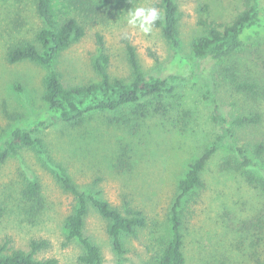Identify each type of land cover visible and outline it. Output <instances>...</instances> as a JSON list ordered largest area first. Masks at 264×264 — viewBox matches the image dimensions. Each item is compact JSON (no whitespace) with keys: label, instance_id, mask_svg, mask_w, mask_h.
Segmentation results:
<instances>
[{"label":"rangeland","instance_id":"obj_1","mask_svg":"<svg viewBox=\"0 0 264 264\" xmlns=\"http://www.w3.org/2000/svg\"><path fill=\"white\" fill-rule=\"evenodd\" d=\"M156 1L110 0L109 6L99 4L104 6L102 12L110 11L109 16L92 17L85 38L63 53L57 70L66 86L98 82L93 62L103 52L97 44L100 35L110 57L111 77L129 81L128 43L135 48L146 74L171 77L174 91L161 100L158 117L145 123L132 115L113 122L99 116L82 128L57 123L38 133L54 162L67 168L81 190L101 192L116 207L129 203L147 216V226L127 239L125 260L120 262L105 221L90 210L85 233L101 249L103 264H146L153 247L157 248V239L170 234L168 218L179 180L207 145L226 134L214 121L216 111L227 115L262 113L261 125L236 131L241 144L264 140V43L248 45L231 60L240 74L261 82L257 97L236 93L213 63L195 62L192 53L194 40L203 35L202 19L229 24L246 8L245 1L176 0L181 53L194 62L193 71L180 73L171 69L174 51L161 29L153 28L146 35L126 23L129 10L152 7ZM60 4L58 0L59 17L69 10ZM42 28L32 0H0V149L11 140L21 120L38 116L47 108L43 101L47 70L27 61H7L10 46L33 40ZM125 150L133 161L131 167L120 168L118 159ZM228 153L227 147L219 150L204 173L206 189L198 197L190 221L189 256L204 254L219 263L256 264L252 258L254 242H259L258 250L264 257V230L259 233L264 225V192L223 170ZM32 177L42 185V210L36 218L23 214L22 189L25 180ZM0 204L6 208L0 222V244L10 240L15 247L27 249L31 240H47L51 248L40 255L41 259L82 264V247L67 241L66 219L73 211L74 197L62 189L33 149L23 148L0 163Z\"/></svg>","mask_w":264,"mask_h":264},{"label":"trees","instance_id":"obj_2","mask_svg":"<svg viewBox=\"0 0 264 264\" xmlns=\"http://www.w3.org/2000/svg\"><path fill=\"white\" fill-rule=\"evenodd\" d=\"M32 1L43 28L35 34L33 40L24 39L10 46L7 61L9 64L27 61L47 70L43 80V101L47 108L38 116H31L19 122L11 140L0 149V163L18 155L23 148L33 149L62 189L74 197L75 205L66 219V230L67 241H75L83 249L79 261L82 264H103L101 249L85 233L86 219L93 208L105 221L113 251L122 262L125 260L127 239L147 226V216L141 209L132 207L129 203L122 208L116 207L105 199L101 192L89 193L81 190L67 168L54 162L38 133L57 123L74 129L82 128L99 116L107 117L109 122L119 121L130 115L135 120L153 122V117H158L156 111L160 104H163L161 100L169 97L174 91L171 77L146 74L135 48L127 43V56L131 66L130 79H113L109 72L110 57L105 54L104 40L97 35V44L103 52L93 62V68L99 81L66 86L57 70L58 60L72 45L85 38L87 25L93 16H109L110 11L106 8L108 11L102 12L104 6L99 4L109 6L110 0H59V6L64 5L69 9L67 14L61 17V7L56 10L58 0ZM244 1L246 8L229 24H219L207 18L201 20L203 35L194 40L192 53L195 62L205 60L213 63L225 76L224 82L236 93L257 97L261 82L255 77L240 74L237 66L231 61L248 45L257 44L259 41L264 43V0ZM152 7L157 8L161 14L153 28L161 29L163 37L174 51L171 69L178 70L179 73L193 71L194 62L181 53L179 8L176 0H157ZM154 100L157 101L155 104ZM111 115H114V118L110 120ZM214 121L226 134L219 136L210 146L207 145L189 163L188 169L179 180L178 194L169 214L170 234L157 239V248L153 247L154 253L146 264H214L215 261L216 264H225L204 254L192 258L189 256L187 245L197 199L206 189L204 173L213 157L223 147L229 150L223 161V170L240 176L245 183L264 192V140L241 144L236 131L261 125L262 113L252 111L248 115L237 112L227 115L216 111ZM131 161L133 157L125 150L120 154L118 165L120 168L131 167ZM22 197L25 204L23 214L36 218L41 213L43 204L42 185L37 178L25 180ZM5 209L0 204V222ZM259 229V233H263L264 225ZM252 246V258L255 263L264 264V257L258 250L259 242H254ZM50 248V243L42 239L31 240L27 249L17 248L12 241L7 240L0 244V264H58L54 258H40V255ZM226 260L228 259L225 258Z\"/></svg>","mask_w":264,"mask_h":264},{"label":"clouds","instance_id":"obj_3","mask_svg":"<svg viewBox=\"0 0 264 264\" xmlns=\"http://www.w3.org/2000/svg\"><path fill=\"white\" fill-rule=\"evenodd\" d=\"M161 18L159 10L155 7H135L129 10L126 23L129 27L138 29L144 34H150L153 26Z\"/></svg>","mask_w":264,"mask_h":264}]
</instances>
